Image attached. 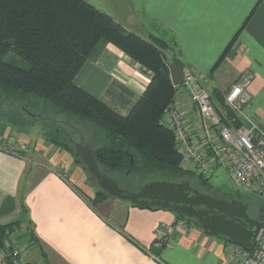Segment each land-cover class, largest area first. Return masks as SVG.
Here are the masks:
<instances>
[{
    "label": "crops",
    "instance_id": "1",
    "mask_svg": "<svg viewBox=\"0 0 264 264\" xmlns=\"http://www.w3.org/2000/svg\"><path fill=\"white\" fill-rule=\"evenodd\" d=\"M86 1L145 41L158 44L156 40L163 39L168 66L192 68L223 117L231 118L229 92L251 77V99L240 125H256L264 132V0ZM151 78L149 70L108 44L97 59L84 63L74 82L128 115ZM175 87V106L192 132L203 137L198 108L184 85ZM25 137L0 117V226L13 225L0 255L8 244L24 250L25 264H237L230 240L211 235L193 221L188 228L175 226L172 247H167L156 231L174 224L175 212L140 208L113 197L99 202L97 192L88 196L83 189V170L70 152L45 134L35 141ZM20 144L29 149L13 152ZM23 214L26 221L12 224Z\"/></svg>",
    "mask_w": 264,
    "mask_h": 264
},
{
    "label": "trees",
    "instance_id": "2",
    "mask_svg": "<svg viewBox=\"0 0 264 264\" xmlns=\"http://www.w3.org/2000/svg\"><path fill=\"white\" fill-rule=\"evenodd\" d=\"M156 41L160 48L127 32L86 0H0V117L14 128L43 124L48 141L80 164L74 142L84 135L101 170L109 175L119 174L127 181L160 176L169 182L197 177L198 185L211 188V177L182 167L175 136L162 122L178 88L161 50V45H168L163 39ZM108 44L152 73L128 115L74 82L84 63L97 59ZM10 54L28 67L7 60ZM108 197L101 189L96 194L99 202ZM12 227L0 226V250L6 248Z\"/></svg>",
    "mask_w": 264,
    "mask_h": 264
},
{
    "label": "built area",
    "instance_id": "3",
    "mask_svg": "<svg viewBox=\"0 0 264 264\" xmlns=\"http://www.w3.org/2000/svg\"><path fill=\"white\" fill-rule=\"evenodd\" d=\"M183 77L184 86L200 112L204 136L192 132L175 103L166 109L165 123L175 136L182 167L207 178L216 175L219 168H224L239 189L264 201V132L256 125H238L244 107L251 99V77L244 78L227 95L226 103L231 118L218 113L211 92L202 85L192 68L183 67ZM28 149L26 144L14 145L12 148L13 152ZM190 222L187 218H176L174 224L156 231L158 240L172 247L171 235L175 226L188 228ZM7 247V251L0 255V264H25L21 261L22 248H12L8 244ZM230 250L237 264H264V228L259 231L252 251L235 244H231Z\"/></svg>",
    "mask_w": 264,
    "mask_h": 264
},
{
    "label": "water",
    "instance_id": "4",
    "mask_svg": "<svg viewBox=\"0 0 264 264\" xmlns=\"http://www.w3.org/2000/svg\"><path fill=\"white\" fill-rule=\"evenodd\" d=\"M171 78L175 86L184 85L183 68L177 63L171 65ZM73 142V140H71ZM77 154L88 172L96 179L98 186L109 197L127 201L140 208L171 210L190 221H195L205 231L216 237H225L233 244L252 251L256 237L264 228V206L258 217H252L249 204L236 199L216 198L192 186L190 181H154L140 190L128 191L101 170V167L84 135L74 142ZM132 161V160H131ZM26 214L19 216L12 224L26 221Z\"/></svg>",
    "mask_w": 264,
    "mask_h": 264
},
{
    "label": "rangeland",
    "instance_id": "5",
    "mask_svg": "<svg viewBox=\"0 0 264 264\" xmlns=\"http://www.w3.org/2000/svg\"><path fill=\"white\" fill-rule=\"evenodd\" d=\"M7 60H10L12 63L20 67H24V68L28 67L26 62H24L15 55L13 56L10 54ZM177 95L178 94H176L175 96L177 97ZM173 103H175V98ZM20 130H22L25 133L26 137H29L33 141H35V139L39 140L41 137H43V134L46 133L45 127L41 123H26L24 126L20 128ZM76 142L78 141L76 140ZM80 166L83 170L84 177L86 179V184H85L86 187L84 186L83 189L85 190L88 196H94L96 192L100 190V187L98 186L96 179L88 172L86 165L83 163L80 164ZM109 176L112 177L114 180H116L121 188L134 192L140 190L145 185L154 181H168L167 179H164L163 177L160 176H154V177L151 176L152 178L146 177L145 179H140V180L137 178H133V179L129 178V181L124 180V178H122L123 176L119 174L110 173ZM190 180H191L190 183L193 186H195V188L199 189L202 192L209 193L213 197L221 198V199H230L233 197L235 199H240L241 201L249 204V212L252 217H258L261 214L260 210L264 205V201L252 193L239 189V187L230 177L227 170H225L224 168H219L216 175L208 179V185L211 188L203 187L200 184L198 185L197 177H192Z\"/></svg>",
    "mask_w": 264,
    "mask_h": 264
},
{
    "label": "flooded vegetation",
    "instance_id": "6",
    "mask_svg": "<svg viewBox=\"0 0 264 264\" xmlns=\"http://www.w3.org/2000/svg\"><path fill=\"white\" fill-rule=\"evenodd\" d=\"M231 199H235V198L232 197V198H230V200H231ZM236 200H240V199H236Z\"/></svg>",
    "mask_w": 264,
    "mask_h": 264
}]
</instances>
